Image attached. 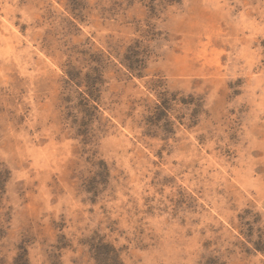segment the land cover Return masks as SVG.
<instances>
[{
	"label": "rangeland",
	"instance_id": "1",
	"mask_svg": "<svg viewBox=\"0 0 264 264\" xmlns=\"http://www.w3.org/2000/svg\"><path fill=\"white\" fill-rule=\"evenodd\" d=\"M0 166V264H264V0H0Z\"/></svg>",
	"mask_w": 264,
	"mask_h": 264
},
{
	"label": "trees",
	"instance_id": "2",
	"mask_svg": "<svg viewBox=\"0 0 264 264\" xmlns=\"http://www.w3.org/2000/svg\"><path fill=\"white\" fill-rule=\"evenodd\" d=\"M130 52L134 53V50L131 49ZM123 62H124L125 67L127 68V70L130 72L140 71L142 68H144L143 61L141 59L138 60L135 58L125 57ZM94 72H95L94 75H97V76L93 77L92 82L88 86L90 99H92L91 102L89 99L84 97L86 100V105H84V106L87 109L86 113H88L89 115H90V113L98 110L97 104L96 105L93 104V102H97V100L95 98H93V94L99 91V88L97 85L102 83V77H103L101 75L102 72L99 73V69H97V67L94 69ZM138 74L140 75V73H138ZM68 75H69V79H68L69 81H67V83L74 82V79L76 78V74H74L73 72H70V73H68ZM7 175H8L7 171L4 170L3 168H1V166H0V180L3 179L2 181L4 182L7 178ZM2 181H0V182L2 183Z\"/></svg>",
	"mask_w": 264,
	"mask_h": 264
}]
</instances>
